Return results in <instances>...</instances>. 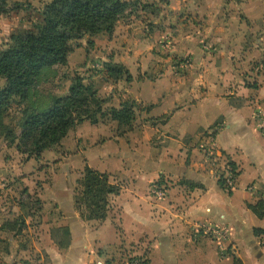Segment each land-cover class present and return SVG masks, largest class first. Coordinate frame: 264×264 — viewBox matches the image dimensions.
Masks as SVG:
<instances>
[{
	"label": "crops",
	"instance_id": "0c3cea01",
	"mask_svg": "<svg viewBox=\"0 0 264 264\" xmlns=\"http://www.w3.org/2000/svg\"><path fill=\"white\" fill-rule=\"evenodd\" d=\"M179 1L196 27L181 29L180 44L167 26L155 37L168 43L151 32L115 56L131 80L110 83L107 104L137 101L129 127L110 113L77 124L43 188L41 171L0 167V264H96L121 247L147 264H264V215L249 207L264 200V0ZM117 30L111 43H133ZM169 48L191 57L154 53ZM87 166L121 187L102 220L84 219L76 203ZM233 166L234 186L224 187ZM10 176L15 184L2 182ZM156 183L167 184L164 196L151 193ZM207 225L226 231L213 239Z\"/></svg>",
	"mask_w": 264,
	"mask_h": 264
},
{
	"label": "trees",
	"instance_id": "16d2710c",
	"mask_svg": "<svg viewBox=\"0 0 264 264\" xmlns=\"http://www.w3.org/2000/svg\"><path fill=\"white\" fill-rule=\"evenodd\" d=\"M137 3V0H51L44 6L41 24L13 34L0 48V78L6 82L0 88V133L4 132L9 145L16 143L21 152L39 157L46 149L59 144L77 124L85 120L98 121L97 117H92L89 106L91 100L96 99L97 91L80 77L72 83L67 97H58L46 110L30 115L19 135L4 124L2 113L13 98H27L46 70L66 64L75 41L85 35L92 38L102 33L111 35L117 22L132 12ZM89 43L94 44V39ZM108 71L115 78L125 74L127 80H131L122 63L108 65ZM136 105L137 101L128 99L121 108H110L108 113L120 123L131 125ZM101 111L102 107L98 106L96 112ZM231 169L235 172L234 166ZM220 184L224 185V179H220ZM78 185L81 188L76 203L81 216L87 220L105 219L109 198L119 194L121 187L111 182L108 173L89 166L78 179ZM249 207L256 214L264 215V200Z\"/></svg>",
	"mask_w": 264,
	"mask_h": 264
},
{
	"label": "rangeland",
	"instance_id": "374dc122",
	"mask_svg": "<svg viewBox=\"0 0 264 264\" xmlns=\"http://www.w3.org/2000/svg\"><path fill=\"white\" fill-rule=\"evenodd\" d=\"M50 1L51 0H0V48L3 47L6 42L10 41V37L13 34L23 33L41 24L43 22L44 6ZM137 1L138 3L136 7L133 8L132 12L122 17L117 22L115 28L119 30H122V28L129 29L131 35H134L133 43L127 41L126 37L125 42L122 41L124 38L121 37L120 40H115L111 43L110 40H114V38H109L108 35L110 34L106 33H102L96 37L94 36L93 38L89 35H85L83 38L75 41L73 43V50L69 54L66 64L56 65L46 70L39 78L36 86L31 89L27 98L15 97L10 101L8 107L2 113L4 124L12 128L14 132L19 135L24 126V122L30 115L41 113V111L52 106L56 98H65L70 94V87L76 77L83 78L84 83L91 84L97 91L96 99H92L89 106L92 110V117H97V120H99L101 116L100 119H102V115H108V112H110L109 109L112 108V106L107 104L111 98V95L108 94L109 84L126 78L125 74L120 78H115L109 73L108 65L122 63L120 60H117L115 56L125 57L133 53V47H135L134 40L140 41L139 39H148L150 38L148 34L151 32H153L152 40H154V42L158 41L157 43L161 44V42L164 41V43H168L166 39H163L164 37L161 38L163 40H159V36L155 37V32H165L164 30L167 26L172 29L170 31L173 35L169 36L172 41H174L173 46L180 44V40L178 41L177 39L180 38L178 36H181L182 28H184L185 31L194 30L196 28L191 25L189 26L188 18H185L186 14L181 15L178 12L179 10L177 7H180L179 0H173V2L172 0H155L151 3L143 2L144 0ZM178 25L181 27H178ZM119 33V36H121L122 33L120 31ZM100 36H102L101 42H98L96 39ZM90 39H94V44L89 43ZM147 42L150 43V41ZM129 50L132 51L129 52ZM145 52L146 50H144L143 53ZM154 53L155 55L161 54L164 58L170 57V63H177V61L182 62L184 59L189 60L191 57L190 55L178 52V50H170V48L155 50ZM125 69H127L126 66ZM5 83V79L0 78V88H2ZM123 83L124 82H122V84ZM102 99H104L105 102L101 103L100 101ZM98 106L102 107L101 112H96ZM139 106L140 105L137 103L134 110L137 111L136 109L139 108ZM75 127L76 126L73 128ZM73 128L70 129L67 136L63 139L64 141L72 137L71 131ZM3 142H8V140L5 139L4 132L0 133V145H2ZM65 147L66 145H63L62 142L52 146L48 149V152H44V156L43 153L40 155L41 162H39V157L21 152V150L16 147V143L12 145L7 144V146L2 145L0 146V160L4 164H1L3 166L0 167L6 168V173L9 171H18V173L30 171L33 174L37 171H41V176L43 177L41 178V188H43V183L53 184L54 174L62 170V167L58 166L59 160H55L54 158L61 157L62 155L65 156V154L68 156L71 150H65ZM31 158H34V162L29 165L27 161ZM3 179L2 182H7L9 185L17 182L13 180L15 177L12 176ZM223 186L225 187V185ZM78 188L80 189L81 186L78 185ZM56 218H58V215ZM130 254L131 252L128 253L127 249H123L122 247L121 249L116 248L110 254L106 252V264H125Z\"/></svg>",
	"mask_w": 264,
	"mask_h": 264
},
{
	"label": "built area",
	"instance_id": "2783aa9c",
	"mask_svg": "<svg viewBox=\"0 0 264 264\" xmlns=\"http://www.w3.org/2000/svg\"><path fill=\"white\" fill-rule=\"evenodd\" d=\"M213 149L211 151L212 156H216L215 153H213V150L215 149V143H212ZM235 181V172L232 171L231 168H229L228 175L224 177V185L228 188H232L234 186ZM167 184L166 183H156L151 188V193L162 197L166 194L167 191ZM202 230H204V233L210 236L213 239L219 238L225 231L226 227L219 226V225H207L206 227H203ZM96 264H106V261H97ZM125 264H147V259L144 255L141 254H130L128 258L125 261Z\"/></svg>",
	"mask_w": 264,
	"mask_h": 264
}]
</instances>
